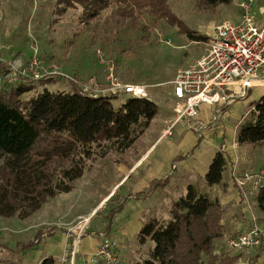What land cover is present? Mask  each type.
I'll use <instances>...</instances> for the list:
<instances>
[{
  "label": "rangeland",
  "instance_id": "1",
  "mask_svg": "<svg viewBox=\"0 0 264 264\" xmlns=\"http://www.w3.org/2000/svg\"><path fill=\"white\" fill-rule=\"evenodd\" d=\"M241 1L243 0H230L227 4L204 8L198 0H166L173 21L179 22L180 27L162 20H153L145 14L133 25L125 23L117 27L111 21L112 7L101 12L96 19L80 24L79 7L67 10L61 16H55L52 14L54 0H0V91L17 86V83H23L16 74L35 60L42 67L55 66L57 74L66 78L63 79L59 75L48 77L57 81L45 85L39 82L47 79L45 77L38 82H25L24 84L30 83L34 90L23 94L20 98L26 99L43 89L49 92L70 91L73 85L90 93L98 92L107 86L106 76L101 72L96 61L99 52L105 59L114 61L113 72L119 83L146 86L151 100L157 103V113L149 127L129 148L117 151L108 144H103L101 148L93 147V155L85 162L81 177L72 182L69 193L56 194L47 199L38 211L24 220L0 217V258L6 257L11 260V250L19 248L15 244H25L30 241L32 223L37 221L43 223L44 218L54 219L52 225L64 227L70 234L81 229L85 237L91 230L104 229L107 217L111 218L109 212L113 213L119 206L123 194L119 195L113 191L105 201L100 202V198L107 196L111 186L121 179V170L130 169L136 163L140 153L157 135L158 126L164 129V121L172 119L174 101L170 97V82L174 75L178 70L190 66L203 54L202 43L211 34L213 26L222 21L232 23L237 21L238 16L234 18L233 14H238V4ZM186 31L204 36L205 39L193 41L186 35ZM157 34L168 40L169 44L156 41ZM261 91L264 89H251L246 102L256 101ZM124 99L125 96L120 95L111 100V105L117 107ZM244 111L246 112V107L243 113ZM191 122L187 124L189 128ZM182 125L185 128L186 124L182 123ZM211 125L208 123L206 127L214 128L211 140L216 145L218 143V139L215 138L216 125ZM233 130L235 132L236 128ZM175 134L171 130L169 138L173 143L177 141ZM229 137L228 135L225 138ZM178 145L174 143L172 149L175 150ZM158 149L159 147L155 151ZM244 160H250V163L247 165L241 162L240 168L256 171L263 167L264 145L248 146ZM193 185L201 190L204 189L203 182L198 185L196 181ZM124 189L126 186L121 188ZM245 192L247 196L244 208L249 213L246 219L248 221L246 224L243 222V230L227 233L226 238L215 241L216 253L234 255V252L227 249L225 240L252 227L264 234V210H260L255 205L254 191L251 188L249 194L247 190ZM184 193L182 181L173 172L166 177L162 187L157 188L150 197L155 205L145 209L149 201L142 202L143 197H140L127 201L124 209L129 217L133 215L131 208L140 206L147 221L150 215L154 219L165 221L171 203L182 197ZM75 214L78 216L70 223L61 224L62 220H70ZM151 247V242L140 244L136 241L135 249L131 252L133 258H137L140 264L143 259L148 258ZM41 249L42 246L38 250ZM70 261L67 258L61 264H72ZM234 264H264V240L261 239L259 244L240 253Z\"/></svg>",
  "mask_w": 264,
  "mask_h": 264
},
{
  "label": "trees",
  "instance_id": "2",
  "mask_svg": "<svg viewBox=\"0 0 264 264\" xmlns=\"http://www.w3.org/2000/svg\"><path fill=\"white\" fill-rule=\"evenodd\" d=\"M230 0H198L204 8L227 4ZM80 8L78 22L86 24L113 8L111 21L118 27L131 25L143 14L170 25L173 21L166 0H54L52 14ZM141 29V27H140ZM193 41L204 36L186 31ZM57 79H43L50 84ZM38 82V81H37ZM34 90L29 84L0 91V217L24 220L39 210L47 199L69 193L72 182L81 177L93 147L108 144L117 151L129 148L149 127L157 106L146 99L125 97L117 107L109 97L91 98L70 91L41 92L20 98ZM236 126L238 146L264 145V95L248 106ZM226 160L214 152L202 178L204 189L187 185L185 193L171 203L165 221L150 219L136 233L138 243L151 242L148 258L140 264H234V255L215 252V241L223 237L222 210L218 200L205 189L225 187ZM113 195V194H112ZM112 195L110 197H112ZM109 197V198H110ZM255 205L264 210V181L254 195ZM122 209L117 206L114 215ZM110 217V216H109ZM107 217L106 227L111 223ZM55 227L37 229L31 240L17 244L28 250L41 235H51ZM40 264H56L52 258ZM97 264H103L97 261Z\"/></svg>",
  "mask_w": 264,
  "mask_h": 264
},
{
  "label": "built area",
  "instance_id": "3",
  "mask_svg": "<svg viewBox=\"0 0 264 264\" xmlns=\"http://www.w3.org/2000/svg\"><path fill=\"white\" fill-rule=\"evenodd\" d=\"M156 41L169 44V41L159 34L156 36ZM202 44L203 54L190 66L178 70L170 82V97L174 101L173 116L171 120L164 121L163 137H169L176 124H188L194 121L198 116L200 105L210 107L209 124H217L223 113L222 110L227 105L244 98L252 88H264V0L241 1L238 4V21L235 23L222 21L213 26L211 34ZM96 61L101 72L106 76L107 86L98 92L90 93L72 84V88L78 94L91 98H116L121 95L153 102L146 86L121 84L117 81L113 72V60L105 59L97 52ZM41 71L42 74H40ZM57 75L63 79L66 78L57 74L55 66L42 67L35 60L16 74L23 83L37 82L42 77ZM195 124L194 126L191 124L192 130L199 135L204 126ZM237 146L234 138L228 141L221 139L217 152L224 157L226 164L228 163L230 182L245 203V186L249 185L252 190L257 191L264 181V166L254 172L236 171L234 164ZM73 234L72 249L77 244L82 231L78 229ZM98 236L99 243L90 263L101 261L103 264H125L115 252V242L102 233ZM261 239L264 240V234L252 227L246 232L228 237L225 244L228 250L242 253L259 244ZM69 254L72 263L74 252L71 250Z\"/></svg>",
  "mask_w": 264,
  "mask_h": 264
},
{
  "label": "crops",
  "instance_id": "4",
  "mask_svg": "<svg viewBox=\"0 0 264 264\" xmlns=\"http://www.w3.org/2000/svg\"><path fill=\"white\" fill-rule=\"evenodd\" d=\"M233 16L235 18L238 14L234 13ZM255 88L264 89L261 87ZM250 90L247 92L245 98L235 100L227 105L222 110L223 113L219 123L212 124L216 125L215 131L217 132V136H215V138L218 139L216 145H214V142L211 140L214 128L206 127L211 117L210 107L206 105H200L197 118L191 122L192 124L196 123L204 126V128L200 130L199 135L192 130L191 126L189 128L187 124L185 128L181 123L176 124L172 128V132L176 133L177 139L174 143L179 144L175 150L172 149L174 143L170 141L169 137L162 136L163 129L158 126L157 135L149 146L140 153V157L136 163L133 164L130 169L125 168L121 170V179L117 180L111 186L107 196L102 199L100 198V202L105 201L113 191L119 193V195L120 193L121 195L123 194L118 204H122V210L112 215L110 218L111 223L108 227L105 226L103 230H91L86 237L85 234L82 233L77 244L72 249L71 241L74 238V234H70L66 228H60L57 224L52 225L51 222H54V219L44 218L43 223L40 221L32 223L31 235L33 236L34 232L39 229L40 226H54L56 228L55 231L51 233V235H41L36 244L28 250L19 248L18 250H11L10 258L12 259L9 260L6 257L0 258V264H40L45 258H52L56 264H61L65 262L67 258L70 260L69 253L71 250L74 252L72 264L73 262L74 264H97L96 262L90 263V260L99 243V233H102L115 242V252L118 258L123 260L125 264H139L137 258L134 259L131 252L135 249L136 233L142 223L147 220L144 219V214H142L143 209L140 206L131 208L133 215L128 217L126 209H124L125 205L128 203L127 201L133 198L140 199V197H143L142 202L149 201L150 203H146L145 209L149 206L152 207L155 203L150 197L154 195L157 188L162 187L166 181V177L170 176L173 172L176 173L179 180L182 181V187L184 188L189 184L193 185L196 181L198 185L201 184L208 164L214 154L212 152L217 151V146L221 139H223V141H228L234 138L235 132L233 129L236 128L234 126L238 124L245 113H247L248 109H250L248 107L249 104L255 102L254 100L246 102ZM261 95H264V91L260 92L259 96ZM154 104L157 106V103ZM245 107L246 112L244 111L243 113ZM232 126L233 129H231ZM228 135L230 137L226 139L225 137H228ZM158 147L159 149L155 151ZM247 151L248 146H237L236 163L234 166L239 173L246 170L240 168L239 164L241 162L247 163V165L250 163V160H244ZM172 166H174V168H172ZM250 171L254 172V170ZM223 181L225 182V187L222 189L215 186L205 189L208 195L218 200L222 210L220 223L223 226L224 233L221 240L226 238L227 233H233L234 231V233H237L243 230V222L246 224V221H248L246 220L247 215L249 216V213L246 212L244 208L241 196L238 195L230 182L228 163L226 164V172ZM123 186H126V189L121 190ZM244 190H247V194H249L248 191L250 192V186H245ZM255 194L256 192L254 191V195ZM77 216L78 215L75 214L70 220H57L61 221V224L66 225ZM152 218L154 217L150 215L149 219ZM15 246L17 247L16 244ZM40 246H42V249L38 250Z\"/></svg>",
  "mask_w": 264,
  "mask_h": 264
}]
</instances>
